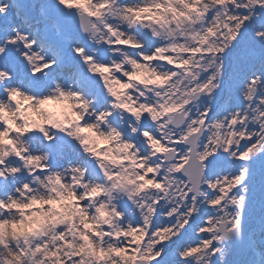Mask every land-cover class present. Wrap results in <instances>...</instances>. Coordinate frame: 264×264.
<instances>
[{"label": "snow or ice", "instance_id": "obj_1", "mask_svg": "<svg viewBox=\"0 0 264 264\" xmlns=\"http://www.w3.org/2000/svg\"><path fill=\"white\" fill-rule=\"evenodd\" d=\"M0 264H264V0H0Z\"/></svg>", "mask_w": 264, "mask_h": 264}]
</instances>
